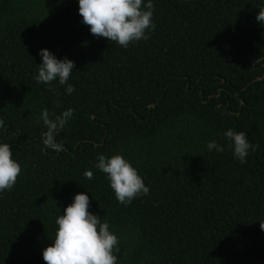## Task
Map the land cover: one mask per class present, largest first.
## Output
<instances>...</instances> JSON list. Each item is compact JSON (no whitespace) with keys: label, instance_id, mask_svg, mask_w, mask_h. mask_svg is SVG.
Masks as SVG:
<instances>
[{"label":"trees","instance_id":"obj_1","mask_svg":"<svg viewBox=\"0 0 264 264\" xmlns=\"http://www.w3.org/2000/svg\"><path fill=\"white\" fill-rule=\"evenodd\" d=\"M153 3L150 38L125 49L90 33L77 0H0V141L21 164L0 193V264H46L81 192L118 236V264H264V0ZM40 49L74 61L71 95L36 83ZM68 108L64 150L46 149L36 117ZM229 128L258 145L245 163ZM116 153L150 189L128 206L94 168Z\"/></svg>","mask_w":264,"mask_h":264},{"label":"clouds","instance_id":"obj_2","mask_svg":"<svg viewBox=\"0 0 264 264\" xmlns=\"http://www.w3.org/2000/svg\"><path fill=\"white\" fill-rule=\"evenodd\" d=\"M78 13L82 23L90 26L89 31L96 37L107 38L123 48L130 44L150 38L151 30L156 25L153 21V0H77ZM255 19L264 25V7L258 9ZM38 55L42 62L38 64L36 83L51 86L54 81L64 85L65 95L75 91L69 78L74 72V61L68 57L58 59L48 49H40ZM74 109L68 108L60 114H52L43 109L36 117L37 124L42 122L46 129L41 139L46 149L62 152L63 145L56 140L73 117ZM5 121L0 118V129H5ZM232 150L233 157L241 163L246 162L250 152L258 145L252 144L244 132L229 128L223 132ZM209 152H223L224 147L216 140L206 144ZM94 168L104 173L109 187L117 201L130 205L135 198L149 194V187L138 174L132 163L121 153L112 156L99 154ZM21 173V164L13 156L12 146L0 141V193L11 190ZM88 179L93 172L84 173ZM89 195L81 192L74 195L72 202L64 208L63 214L56 217V230L51 244L42 250V258L46 264H118L119 238L111 230L110 224L89 211ZM261 229L264 224L260 223Z\"/></svg>","mask_w":264,"mask_h":264}]
</instances>
